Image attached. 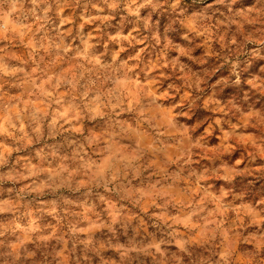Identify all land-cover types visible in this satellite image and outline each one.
<instances>
[{
    "label": "clouds",
    "instance_id": "9594fccd",
    "mask_svg": "<svg viewBox=\"0 0 264 264\" xmlns=\"http://www.w3.org/2000/svg\"><path fill=\"white\" fill-rule=\"evenodd\" d=\"M0 264H264V0H0Z\"/></svg>",
    "mask_w": 264,
    "mask_h": 264
}]
</instances>
